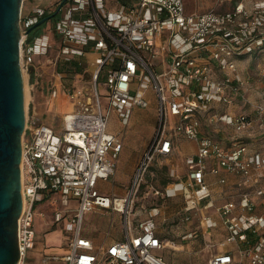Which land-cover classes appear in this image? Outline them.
I'll return each mask as SVG.
<instances>
[{"label": "built area", "instance_id": "obj_1", "mask_svg": "<svg viewBox=\"0 0 264 264\" xmlns=\"http://www.w3.org/2000/svg\"><path fill=\"white\" fill-rule=\"evenodd\" d=\"M111 1L118 4L114 11ZM219 7L223 9L199 13L189 12L185 0H56L54 12L61 16L51 31L60 40V55L69 61L85 57L89 49L97 51L95 85L88 98L82 91L67 90L81 107L62 118L60 133L39 122L36 114L26 115L18 264H37L29 261V253L37 243L38 207L54 196L65 208L53 220L64 223L72 236L68 252L48 254L44 264H168L161 251L169 243L158 236L154 219L134 231L131 197L119 205V199L102 194L98 186L115 174L123 149L122 139L109 131L111 112L118 111L121 122L128 123L135 108H148L150 92L158 103L159 128L136 170L130 195L139 191L155 156L172 155L180 140L196 143L195 155L186 159L188 177L173 185L185 196L187 211H208L202 215L205 232L218 226L209 213L216 209L225 222V246H235L238 256L225 250L209 264H264V147H253L246 139L254 121L250 115L218 109L237 101L246 107L239 61L264 50V0H219ZM47 14L37 8L22 17L23 31ZM30 35L23 37L21 51L51 50L50 36L40 35L30 46ZM103 74L105 96L99 82ZM56 78L62 88L63 75ZM263 117L264 102L255 107V120ZM218 122L235 131L226 143L206 131ZM210 176L223 188L221 206H216ZM70 202L76 206L69 207ZM93 208L123 215L122 241L95 250L83 235L85 213Z\"/></svg>", "mask_w": 264, "mask_h": 264}, {"label": "rangeland", "instance_id": "obj_2", "mask_svg": "<svg viewBox=\"0 0 264 264\" xmlns=\"http://www.w3.org/2000/svg\"><path fill=\"white\" fill-rule=\"evenodd\" d=\"M119 2L123 3V0H119ZM186 3L189 12L201 13L212 9H223L219 7V0H186ZM37 8L47 9L48 13L52 14L56 10V0H24L22 17H26ZM60 16L61 13L41 26V35L45 34L51 37V50L43 54L34 51L33 53L21 51V65L26 82V115H32L34 113L32 110L35 108L38 121L46 123L59 133L64 128L62 118L68 114L67 112L61 113L59 108L63 106L64 110L69 108V110L72 108L78 110L81 107L79 103L69 99L67 90L82 91L86 98L92 96L96 71L93 59L86 56L77 59L81 62L80 72H76L75 69L72 72H60V69L68 61L62 59L60 40L51 31ZM39 31L40 29L37 32ZM33 42V40L29 41L30 46H33ZM27 55L30 58L29 63ZM263 72L264 51L255 52L251 57L248 55L239 61L238 75L245 82L246 107L238 101L233 104L234 106H224L223 108L220 105L221 107H218L221 112L227 109L234 114L244 111L250 115L254 121L252 127L246 132V139L253 144V147L261 148L264 147V117L262 121L255 120V107L264 102ZM58 74L63 75L62 88L57 84ZM105 80L106 75L103 74L99 81L100 87L103 89V96L106 92L103 85ZM149 95L148 108L134 109L128 123L121 122V115L118 111L111 112L109 131L114 132L122 139L124 153L117 161L115 174L108 181H103V190L118 187L122 194L112 192V197L119 200L131 197L133 210L129 220L134 231L138 230L144 220L154 219L158 236L169 243V246L161 251L168 264H209L214 255L225 251L226 236L224 235L223 222L219 215H215L214 210L216 209L209 211L210 215L218 217L215 221L219 225L216 229L205 232L202 215L207 214L208 211L202 207L192 211L186 210L189 204H187L185 196L179 195V186H172V184L180 183L181 180L188 177L186 162L182 160L179 153L155 156L148 166L139 191L130 195L136 170H138L159 128L160 120L156 113L158 103L153 92H150ZM59 97L70 100L71 105L68 101L60 103ZM102 104L104 108L107 107L108 101L104 97ZM206 131L214 134L224 143L235 134L234 129L224 122H218L214 124V127L206 128ZM164 180H170L171 186L169 184L165 186ZM168 188L174 193L169 195ZM217 196L220 199L223 198V194L219 193ZM222 203L216 201V206H221ZM75 206L76 203L70 202L69 207ZM64 208L58 196H54V199H50L38 207L37 243L35 250L29 253V261L44 264L46 255L60 250L61 247L58 244L67 245L72 232L65 229L64 223L56 224L53 220L55 213ZM124 226L125 219L120 212L114 209L96 211L93 208L85 213L83 235L93 239L95 247L99 250L106 244L122 241L125 236ZM227 245L229 244L227 243Z\"/></svg>", "mask_w": 264, "mask_h": 264}, {"label": "water", "instance_id": "obj_3", "mask_svg": "<svg viewBox=\"0 0 264 264\" xmlns=\"http://www.w3.org/2000/svg\"><path fill=\"white\" fill-rule=\"evenodd\" d=\"M24 0H0V264H18V220L23 210L22 150L26 126V88L21 41L52 17L27 31L21 18Z\"/></svg>", "mask_w": 264, "mask_h": 264}, {"label": "crops", "instance_id": "obj_4", "mask_svg": "<svg viewBox=\"0 0 264 264\" xmlns=\"http://www.w3.org/2000/svg\"><path fill=\"white\" fill-rule=\"evenodd\" d=\"M125 0H123V2H124ZM185 2H186V0H185ZM109 6H110V8H111V10H116L117 9V7H118V4H116L114 1H111V2H109ZM187 4V3H186ZM187 9H188V7H187ZM189 11V10H188ZM89 52H87V54H86V56L87 57H90V58H92L93 59V61L98 57V53H97V51H94V50H92V49H89L88 50ZM85 56V57H86ZM27 57L29 58V56L27 55ZM29 60H30V58L28 59V63H29ZM61 97H59V102L60 103H63V101H68V102H70V105H71V101L70 100H68V99H60ZM53 106H54V103H53ZM71 107V106H70ZM66 109H67V107H65ZM61 109H63L64 110V108H63V106L62 107H60L59 108V110H60V112L61 113H72L75 109H71V110H61ZM136 109V108H135ZM34 113L33 114H36V112H35V108H33V110H32ZM69 111V112H68ZM44 124H46V123H44ZM113 134H114V132H112ZM114 135H116V134H114ZM191 149H194V151H191ZM197 149H198V145L196 144V143H194V142H191V141H178L177 143H176V146H175V150H174V152H173V154L174 153H179L182 157V160L184 161V162H186V159L189 157V156H191V155H195V153H196V151H197ZM123 150H124V148L122 149V153H124L123 152ZM121 153V154H122ZM229 180L230 181H233L234 180V177L233 176H230L229 175ZM208 181L213 185V191H214V198H215V200L217 201V203L220 201V202H223L222 201V199H220V198H218L219 196H217L219 193H221L220 191L221 190H223V188L221 187V186H219V184H218V178L217 177H214V176H210V177H208ZM103 181H100L99 182V189H100V192L102 193V194H105V195H109V196H113L111 193L113 192V193H120V194H122V192H121V190L118 188V187H113L112 189H106V190H103ZM169 185H170V183H169ZM171 186V185H170ZM169 186V187H170ZM172 186H173V184H172ZM171 188V187H170ZM172 193H174L173 191H172ZM218 193V194H217ZM98 210H105V209H101V208H97L96 209V211H98ZM216 212V211H215ZM217 213V212H216ZM215 213V215H218V213L216 214ZM216 218H218V217H216ZM215 217H214V219H216ZM223 222V230H224V235L226 236V230H225V226H224V221H222ZM219 225V224H218ZM218 227V226H217ZM217 227H215L214 229H216ZM89 239H91V238H89ZM92 241H93V243H94V245H95V242H94V240L93 239H91ZM60 243H61V241H60ZM112 243H109V244H106V245H104V246H102L99 250H101L102 248L103 249H106L108 246H110ZM58 245H60V250H57L55 253L53 252L52 254H56V255H63V254H66L67 252H68V247H67V245H62V244H58ZM95 250L96 251H99L98 250V248H96L95 247ZM225 250H229V251H231L232 252V254L233 255H235V257H238L237 256V253H236V248H235V246H233V245H228V246H226L225 247Z\"/></svg>", "mask_w": 264, "mask_h": 264}, {"label": "trees", "instance_id": "obj_5", "mask_svg": "<svg viewBox=\"0 0 264 264\" xmlns=\"http://www.w3.org/2000/svg\"><path fill=\"white\" fill-rule=\"evenodd\" d=\"M54 14H55V12L54 13H49V14H47L46 16L47 17H52V16H54ZM40 29V31L39 32H37L38 30ZM35 32H37L36 34H34V35H30V37H29V41H34V39L36 38V37H38V36H40L41 34H42V27H40V28H38V29H36L35 30ZM34 32V33H35ZM262 51H264V50H262ZM261 51V52H262ZM80 65H81V62H80V60H77V59H75V60H72V61H68V62H66L65 64H64V67H62L60 70V72H72V70L73 69H75L76 70V72H80L81 71V68L82 67H80ZM164 182V185L166 186V185H168L169 184V182H170V180H164L163 181Z\"/></svg>", "mask_w": 264, "mask_h": 264}, {"label": "bare ground", "instance_id": "obj_6", "mask_svg": "<svg viewBox=\"0 0 264 264\" xmlns=\"http://www.w3.org/2000/svg\"><path fill=\"white\" fill-rule=\"evenodd\" d=\"M26 104H27V100H26ZM117 202L119 203V205H122V203H123L122 200H118Z\"/></svg>", "mask_w": 264, "mask_h": 264}]
</instances>
